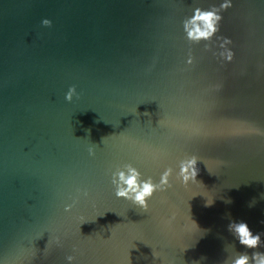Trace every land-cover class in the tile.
Wrapping results in <instances>:
<instances>
[{"label": "water", "instance_id": "obj_1", "mask_svg": "<svg viewBox=\"0 0 264 264\" xmlns=\"http://www.w3.org/2000/svg\"><path fill=\"white\" fill-rule=\"evenodd\" d=\"M197 8L221 16L208 39L188 36L204 30ZM129 166L154 184L171 170L147 209L115 195ZM232 222L261 245H240ZM254 251L264 0H0V264H231Z\"/></svg>", "mask_w": 264, "mask_h": 264}, {"label": "clouds", "instance_id": "obj_2", "mask_svg": "<svg viewBox=\"0 0 264 264\" xmlns=\"http://www.w3.org/2000/svg\"><path fill=\"white\" fill-rule=\"evenodd\" d=\"M229 4H223L221 7L227 8ZM193 19L200 21L203 24L204 30H201L200 27H196L194 31H189L188 36L190 39L200 40L208 39L213 36L217 31V22L221 20V16L218 15L215 11H201L199 8L195 9ZM44 25L50 26L51 21L44 19L42 22ZM230 42V41H229ZM227 60L232 59L231 51L226 57ZM76 93L75 87H71L66 93L65 99L69 102L72 100V95ZM90 155H94L92 149H89ZM189 167L191 168V174L189 176H183V182L187 184L189 178L193 181H196V176L198 169L197 158L192 157L188 162ZM189 171L188 167L182 166L180 169L181 174L187 173ZM171 170H166L160 180L159 184H154L152 179L149 177L147 180H142L140 178V173L135 169L129 166V173L125 175L124 172L119 174L120 181L122 182L118 187L115 195L118 198L132 199L134 204L140 206L141 208H148V199L153 196L155 191L163 190L161 185L168 184V176ZM115 182V181H114ZM132 193L130 196L129 193ZM230 232H233L234 236L237 237L239 244L244 246L247 249H257L261 245V234H253L247 223L245 222H232L228 225ZM69 261L72 260V257L68 258ZM251 259L252 264H264V252L254 251L251 253V256L244 253H237L235 258L231 261V264H249ZM224 264H228V261H225Z\"/></svg>", "mask_w": 264, "mask_h": 264}]
</instances>
